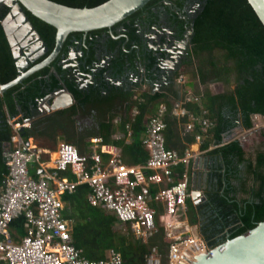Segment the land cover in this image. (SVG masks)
<instances>
[{
	"label": "trees",
	"instance_id": "trees-1",
	"mask_svg": "<svg viewBox=\"0 0 264 264\" xmlns=\"http://www.w3.org/2000/svg\"><path fill=\"white\" fill-rule=\"evenodd\" d=\"M53 1L83 8L94 7L107 0ZM166 1L171 0H150L111 28L87 33L72 32L50 65L0 94V187L8 171L4 154L11 148L13 133L8 119L17 117L20 123L28 121L29 124L20 132L21 137L25 141L33 138L50 150H55L58 140H62L75 146L79 153L86 154L90 150L91 138L98 136L103 140L102 145L118 147L125 163L138 165L148 158L141 141L147 121L157 114L156 107L160 104L165 107L162 118L166 124V149H172L180 134H183L185 143L179 153L186 145L195 142V134L202 136L201 150L210 143L215 146L207 152L208 157L219 161L211 173L214 185L207 192L208 205L214 210V216L211 214L204 223L201 220L202 207L195 206L190 200L186 203L187 224L197 227L207 246L216 247L264 221V131L260 130L262 141L252 156L247 155L245 145L235 137L240 131L251 130L258 123L253 121V116L264 117V27L247 0H202L188 25L192 32L190 50L169 85L163 91L152 93L144 90L134 95L138 86L149 88L151 83L157 82L161 63L168 59L166 52L155 51L148 46L140 34L141 29L157 26L162 14L167 13L175 38H184L186 23ZM172 2L181 11L185 8V0ZM23 9L48 47V51L32 62L30 66H33L53 51L57 29ZM9 10L6 4L0 5V85L20 74L18 59L2 25ZM181 14L183 16L184 13ZM104 36H107L105 41ZM78 41L83 53L80 60H84V64L79 66L82 73L91 72L99 52L110 56L105 65L95 69L93 80L85 86H81L82 82L78 80V70L66 64ZM140 68L143 69L140 84L130 89L115 85L117 81L125 82L132 73L140 75ZM183 69L187 70L185 74L192 81L203 87V91H194L202 96L200 106L187 104L184 108L212 123L206 133H202L197 123L192 132L184 133V125L189 119L171 115L173 105L182 100L186 86L190 87V83H176L182 76L179 71ZM213 84H222L225 89L212 95L207 88ZM62 89L71 93L74 103L40 114L41 100ZM202 112H206L205 115ZM116 116L120 118L118 124L112 122ZM125 125H129L131 136L127 138L124 135V138L115 140L112 135L117 131L124 132ZM102 156L104 159L108 157L105 153ZM182 171V167L175 170L174 183L180 179ZM30 173L35 176L32 169ZM156 190L154 186L152 191ZM87 192L88 187L82 184L72 194L62 196L68 206L64 216L73 220V244L87 259H102L109 249H114L122 255L124 264H145L150 248L156 246L161 254L165 253L168 240L163 234L150 238L146 243L137 240L128 226L115 227L118 222L112 215L89 206ZM238 195H241L240 199ZM10 226L19 233L23 232L21 218L13 220Z\"/></svg>",
	"mask_w": 264,
	"mask_h": 264
},
{
	"label": "built area",
	"instance_id": "built-area-1",
	"mask_svg": "<svg viewBox=\"0 0 264 264\" xmlns=\"http://www.w3.org/2000/svg\"><path fill=\"white\" fill-rule=\"evenodd\" d=\"M201 97L187 90L182 100L173 105L172 116L189 119L184 133L192 132L195 123L201 126L202 133L212 127L209 120L184 108L187 104L200 106ZM164 113L165 107L161 106L147 121L141 143L148 158L136 166L125 164L117 148L102 145L101 137L91 138L86 154L66 142L50 150L33 138L25 141L21 137L19 128L26 127L27 121L8 119L13 133L5 156L8 171L0 187V264H124L122 255L114 249H109L102 259L89 260L74 246L71 219L64 216L66 203L62 196L72 194L82 184L88 187V205L112 215L120 226H128L137 240L146 243L159 234L168 240L164 254L156 246L150 248L145 264H192L210 255L215 247L207 246L193 231L197 227L187 224L193 153L189 149L181 154L166 149ZM252 119L264 126V117ZM112 122L118 124L120 118L116 116ZM124 135L130 137L129 125H125ZM124 135L118 131L113 138L120 140ZM194 140L201 143L202 136L195 134ZM102 153L107 154V159ZM179 167L183 171L174 183ZM17 218L22 219V233L10 226Z\"/></svg>",
	"mask_w": 264,
	"mask_h": 264
},
{
	"label": "water",
	"instance_id": "water-1",
	"mask_svg": "<svg viewBox=\"0 0 264 264\" xmlns=\"http://www.w3.org/2000/svg\"><path fill=\"white\" fill-rule=\"evenodd\" d=\"M149 1L107 0L94 7L79 8L53 0H0V5L6 4L10 8L8 14L2 21V25L7 39L11 43L15 57L18 59L20 69V74L14 80L0 85V94L22 83L30 75L50 65L59 56L67 37L72 32L87 33L97 29L111 28L143 8ZM247 2L264 27V0H247ZM23 8L29 10L33 15L43 21L55 26L57 29L56 44L53 51L44 60L33 66L30 65L34 59L27 66L21 64V59L15 53L16 43L13 41V37L6 26L7 18L15 15L23 23V26L28 27L37 39L40 40L43 51L40 55L32 57L35 60L48 51V47L45 46L41 36L29 20ZM20 22H17L18 26L21 25ZM54 95L55 97L52 99V95H49L46 100V104L44 105L46 113L69 107L74 103L73 96L65 89L59 90ZM23 128L20 127L19 132ZM5 156L6 153L4 154V158H6ZM215 160L212 159V161ZM204 201L205 199L202 197L201 191L198 189L191 190V202L194 205H198ZM192 264H264V221L258 223L252 230L233 239H228L223 244L215 247L210 255L201 256Z\"/></svg>",
	"mask_w": 264,
	"mask_h": 264
},
{
	"label": "flooded vegetation",
	"instance_id": "flooded-vegetation-1",
	"mask_svg": "<svg viewBox=\"0 0 264 264\" xmlns=\"http://www.w3.org/2000/svg\"><path fill=\"white\" fill-rule=\"evenodd\" d=\"M196 1H198V0H185V8L182 11L177 6L176 3L172 2V0L166 1V3L170 6L171 10L173 12L174 11L178 12L179 17L182 18L186 23V31L184 33V38L182 40H177L175 38V32L173 31V28L171 27L170 21H169L170 15L167 13L162 14L160 23L157 26H153L151 28L141 29V32H140L143 39L146 40V42L148 43L149 47L153 48L155 51L159 50L160 52L163 51V52H166L168 54L167 60L173 59L172 61H174L176 59V57L174 55V50H172V52L170 51V49L173 48L172 47L173 44L176 45V43H178V44L181 43L180 46H184V45L187 46L188 45V48L185 49L186 51H184V54L178 55V58H180V60H181V61L179 60L180 61L179 67L181 66V62H183L185 60V57H187V54L190 50V44L189 43H190L191 31H190V26H188V25L190 23V20L192 18H194L195 13H196L194 11V14L190 15ZM199 3L202 4V0H199ZM181 13H184L183 16H181L182 15ZM162 37L164 38V40H162ZM84 40H85V36H84ZM103 40L104 41L107 40V36H104ZM80 43L81 42L78 41V46L71 50V53L66 60V64H68V66L75 67L76 71L78 70L77 71L78 80H79V82H82L81 86H85L89 81L93 80L95 69L105 65L106 60H108V58L110 56H106L104 52H102V53L99 52L98 60L93 64L94 67L92 68L91 72L90 73H82L79 70V66L82 65V63L84 64V60H80V58L83 55V53L79 49ZM42 51H43V46L41 45V49H39L36 54L40 55V53ZM104 56H106L107 58H104ZM29 58H31L30 61H32V59L35 60V58H32L31 56ZM167 60H165L164 62H166ZM98 61H100V63ZM160 69H161V66H160ZM140 71H141L140 75L132 73V74H130V77L125 82L117 81L115 85L125 86L127 89H130V88L140 84V82L143 80V76H142L143 75V69L140 68ZM170 72H171V70L169 69V73ZM159 74H160V70H159ZM159 74H158V76H159ZM167 77L168 76H166L164 78V81H166V82H164L165 84L169 81V80H167ZM109 78H110V76H107V79H109ZM135 79H136V81H134ZM170 79H171V77H170ZM111 83H112V81H111ZM56 92H58V91H54L53 93L49 94V95H52L51 99L55 97L54 94ZM48 96L41 100L39 108L45 107L44 105L46 104V100H47ZM200 191H201L202 197L205 199V201L201 202L195 206H198L199 208L202 207L200 209L201 215H202L201 220L202 221L204 220V223H205L206 219L211 214L214 216V210L211 207H209V205H208V198H207V192L208 191H206V192H205V190L204 191L200 190ZM238 198L240 199L241 195H238Z\"/></svg>",
	"mask_w": 264,
	"mask_h": 264
},
{
	"label": "crops",
	"instance_id": "crops-1",
	"mask_svg": "<svg viewBox=\"0 0 264 264\" xmlns=\"http://www.w3.org/2000/svg\"><path fill=\"white\" fill-rule=\"evenodd\" d=\"M15 53L17 55V50H15ZM29 57L30 56H28V55L27 56L26 55L21 56L20 57L21 64L24 65V66H27L28 63L30 62V59H31ZM31 57H33V56H31ZM172 60L173 59H171L170 62H177V66H176V68L174 70L170 69L171 70L170 73H169V68H166L167 65H168L167 62H164V63L162 62L161 63L160 74H159V76L157 78V82H154V83L150 84V86L152 87V91H151L152 93L153 92H158V91H163L169 85L170 77H172L173 74L176 72V70H178L179 63L181 61L180 58L177 61H176V59L174 61H172ZM166 76H168L167 80H169V81L165 84L164 82H166V81H164V78ZM179 79H180V85H187L188 83H190V87L186 86V88H185L186 91L187 90H191L193 92L196 91V90L203 91V87H201L198 84L197 81H192L189 77L186 78L185 76H180ZM215 85H218V84L210 85L207 88V90L212 95H216V94L222 93L223 89H220L219 91H216V92L213 90V87ZM160 108H161V106L159 104V105H157L156 110L158 111ZM119 133H123V135H124V132L119 131ZM182 135L183 134H180L179 139H177L176 144L173 146L175 148L172 147V149H170V150H175V151H177L179 153V151L181 149V146L184 145V143H185L184 137ZM112 137H113V135H112ZM127 138H129V137H127ZM129 141L130 140L127 139V142H129ZM201 144L202 143L194 142V143H192L190 145H186L185 149H183V150L189 149L193 153V160L191 161L190 167H189V175H190L189 188H190V190L198 189L199 191L200 190H202V191L205 190V192H206V191H210V189L214 185L215 181L212 179L211 173L216 170V168L219 165V161H217V160L212 161V159L207 156V152L212 151V149L215 148V146L212 143L208 144V147L205 150H201ZM109 145H112V144H109ZM112 147H115V146L112 145ZM115 148H117L120 151V154H121V150L118 147H115ZM125 164H127V163H125ZM129 166H136V165H129ZM71 229H72V227H71Z\"/></svg>",
	"mask_w": 264,
	"mask_h": 264
},
{
	"label": "rangeland",
	"instance_id": "rangeland-1",
	"mask_svg": "<svg viewBox=\"0 0 264 264\" xmlns=\"http://www.w3.org/2000/svg\"><path fill=\"white\" fill-rule=\"evenodd\" d=\"M201 5V3H199V0L195 2L193 9L191 11L190 15L194 14V11L196 12L199 9V6ZM20 22L18 17L11 16L8 17L6 20V26L8 27L11 35H12V39L13 41L16 43L15 45L16 50H17V56H24V55H28V56H33L36 57L37 56V52L39 49H41V42L40 40L37 39V37L34 35V33H32L31 30H29L28 27H24L23 23L20 22L21 25H17ZM176 43V42H175ZM177 45V46H176ZM173 44V48L170 49V51L172 52V50H174V55L176 57V60H178V55H183L184 51H186L185 49L188 48V45H184V46H180L181 43H176ZM167 67L171 70H174L177 66V62H170V60H167ZM187 70L183 69L182 71L180 70L179 73L182 74V76H185L186 78L188 77V75L185 74ZM178 72V71H177ZM136 81V79L134 80ZM177 84H180V81L177 79L176 80ZM220 89H225V87L222 84H218L215 85L213 87V90L219 91ZM144 90H150L152 91V87L149 86L146 87H140L138 86V88H136L134 95H139V93H141V91ZM197 91V90H196ZM46 112V110L44 108H40L39 113L40 114H44ZM15 120H17V117L15 118ZM28 122V121H27ZM259 123H257L256 127H253L251 130H246V131H240L237 135H235V137L239 140H241L243 142V144L246 147V153L248 156H252L253 153H255V151L257 150V146L258 143H260L262 141V136L259 135L260 130L264 131V126L262 125V127L260 125H258ZM263 129V130H262ZM63 142L62 140H58L57 144ZM54 156V154H53ZM66 206V209L68 210V206ZM70 226L73 227V220H70ZM115 227L117 228H121L122 226L116 224ZM183 229V228H182ZM181 229V230H182ZM195 232H197V234L199 235L198 231L194 228Z\"/></svg>",
	"mask_w": 264,
	"mask_h": 264
}]
</instances>
